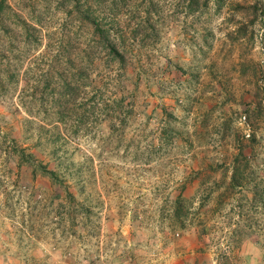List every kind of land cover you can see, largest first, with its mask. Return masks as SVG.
Segmentation results:
<instances>
[{
  "label": "rangeland",
  "instance_id": "374dc122",
  "mask_svg": "<svg viewBox=\"0 0 264 264\" xmlns=\"http://www.w3.org/2000/svg\"><path fill=\"white\" fill-rule=\"evenodd\" d=\"M257 181L264 0H0V264H264Z\"/></svg>",
  "mask_w": 264,
  "mask_h": 264
},
{
  "label": "trees",
  "instance_id": "16d2710c",
  "mask_svg": "<svg viewBox=\"0 0 264 264\" xmlns=\"http://www.w3.org/2000/svg\"><path fill=\"white\" fill-rule=\"evenodd\" d=\"M96 25H97V29H98L99 28L98 24L96 23ZM98 31H99L101 37H103L104 39L107 40L108 37H107L105 31H102L100 29H98ZM110 53H112L114 56H117V57H120L121 59H124L123 54L114 45L110 46ZM253 138H254V136H253ZM246 148L252 149V147H250L249 145L246 147L243 145H240L239 152L233 161L232 176H231L230 183L228 184L227 188L245 189L249 186V183L251 182V180L256 179V173L254 172V170L249 169V167L251 166L250 163L253 159L258 160L259 158H257L255 156V158L252 159L250 154L248 155L245 152ZM36 167H39L44 174H48L54 180L58 179L56 172L49 169L46 165H42V164L40 165V163H39V165H35V168ZM248 199L254 206H258L259 204L264 206V185H263V181H261V182L257 181L256 183H254V185L252 187V198L251 199L248 198Z\"/></svg>",
  "mask_w": 264,
  "mask_h": 264
}]
</instances>
